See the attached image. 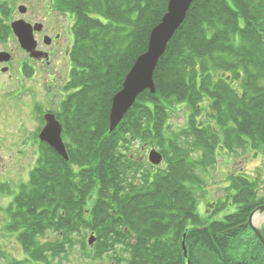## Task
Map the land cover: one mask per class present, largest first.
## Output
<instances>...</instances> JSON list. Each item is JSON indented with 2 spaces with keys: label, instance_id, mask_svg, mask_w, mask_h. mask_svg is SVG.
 <instances>
[{
  "label": "trees",
  "instance_id": "1",
  "mask_svg": "<svg viewBox=\"0 0 264 264\" xmlns=\"http://www.w3.org/2000/svg\"><path fill=\"white\" fill-rule=\"evenodd\" d=\"M167 1L52 0L51 8L73 19L67 85L73 89L56 112L68 159L38 143L28 178L7 190L15 193L3 208L4 228L25 255L7 264H49L48 255L65 253L72 235L86 230L94 235V254L112 253L115 262L202 264L204 246L222 249L225 262L218 264H261L260 252L234 247H261L246 221L264 199H255L246 177L231 175L233 210L204 221L196 163L181 141L192 137L211 151L207 133L217 128L219 142L235 136L264 155V0H192L155 66L154 93H140L109 130L111 98ZM5 11L0 6V20L8 18ZM178 106L187 109L186 127L173 130L169 119ZM199 114L214 126L203 127ZM136 141L157 145L163 164L142 168L128 153ZM48 231L57 237L42 240ZM4 248L0 243V259Z\"/></svg>",
  "mask_w": 264,
  "mask_h": 264
},
{
  "label": "rangeland",
  "instance_id": "2",
  "mask_svg": "<svg viewBox=\"0 0 264 264\" xmlns=\"http://www.w3.org/2000/svg\"><path fill=\"white\" fill-rule=\"evenodd\" d=\"M51 2L52 0H0V6H5L9 12L11 11L9 18L0 20V27L7 21L13 22L19 19L28 23L34 21L44 26L46 37H51L57 31L59 32L66 23L62 15L50 7ZM19 5L26 7L24 14L18 12ZM68 17L66 18L69 22L71 17ZM8 37L6 40L3 39L4 42L2 41L0 45V50L13 57L11 68L0 74V243L5 244L4 250L6 251L5 258L0 259V264H7L13 259H22L25 256L14 237L10 236L4 228L6 218L3 208L15 193L7 194V190H15L19 184L24 182L36 162L38 144L34 134L40 122L39 114L35 108L41 106L44 108L42 110H47V113H56L57 102L61 97L60 88L63 83L54 70L56 66L50 69V74H47L42 64L34 65L35 74L32 79L26 78L21 82L14 79V76H17L18 79L23 77L22 71L18 72L17 65L26 60V57L19 48L16 37L12 33ZM61 39L63 40L64 36ZM53 63L50 67L54 66ZM49 75H53L58 83L61 82V85L48 87L45 78ZM198 116L200 117L197 119L201 121L203 127H207L208 124L213 125V121L204 114ZM187 117V109L178 106L171 112L169 119L172 129L185 128ZM207 134L214 137L207 140L211 144V151L203 150L201 145L197 146V142L192 137H188L186 142H183V139L181 141V144L189 151L190 158L196 163L194 175L202 184L199 189H196L197 210L204 221L220 219L233 210V207L228 204L230 201L227 197L230 191L227 187L231 175L246 177L252 185L255 199H264V155L250 144H238L235 136L233 137L234 141L230 142L228 137L229 139L226 138V141L222 139L219 142L218 135H222V133L218 132L217 128L210 130ZM128 147H130L128 153L142 168L155 170V166L151 165L147 155L151 150L161 154L157 145L136 141L131 142ZM125 152L127 150L123 148V153ZM163 156L161 165L164 160ZM222 206L224 207L220 210L219 208ZM257 215L259 219L255 226L264 229V212ZM242 233L250 235L249 230ZM91 235L93 234L87 230L72 235L71 241L74 245L66 248L65 253H58L53 257L48 255L49 264H128L123 260L115 262L112 253L96 256L93 249L95 239L92 245H87V239ZM56 237L55 232L48 231L42 240H52ZM83 240L86 243L85 247L81 245ZM121 258L123 257L121 256ZM261 264H263V260Z\"/></svg>",
  "mask_w": 264,
  "mask_h": 264
},
{
  "label": "water",
  "instance_id": "3",
  "mask_svg": "<svg viewBox=\"0 0 264 264\" xmlns=\"http://www.w3.org/2000/svg\"><path fill=\"white\" fill-rule=\"evenodd\" d=\"M192 3V0H168L165 13L160 21L151 29L146 50L141 53L134 61L133 65L125 75L118 90L111 99L110 111L108 115L109 130L111 131L122 119L126 111L132 106L137 96L144 90L154 93L153 71L155 66L164 53L166 45L183 22L185 15ZM20 13L26 11L25 6L18 7ZM13 33L17 37L19 46L29 52L33 56L35 42L32 37L33 30H40L41 25L36 24L33 27L22 20L11 24ZM264 42V36L262 38ZM47 41V38L44 39ZM9 60L8 53L0 52V62ZM5 69H3L4 71ZM44 125L40 129L37 137L40 142L47 144L56 154L62 157L65 161L68 159L66 149L61 137V125L55 119L53 114H45L43 116ZM148 160L152 165L160 164L162 155L155 150L148 153ZM264 212V204L257 206L248 216L246 225L251 232L264 247V236L259 227L252 222L253 216ZM258 216V215H257ZM94 238L90 236L87 240L91 245ZM184 255H186L184 244L182 243ZM187 264L189 262L187 261Z\"/></svg>",
  "mask_w": 264,
  "mask_h": 264
},
{
  "label": "flooded vegetation",
  "instance_id": "4",
  "mask_svg": "<svg viewBox=\"0 0 264 264\" xmlns=\"http://www.w3.org/2000/svg\"><path fill=\"white\" fill-rule=\"evenodd\" d=\"M62 17L64 18V20L66 21L65 25L63 28H60L61 30L57 33H55L53 36L49 37L47 39V41H44V38L46 37L45 32H44V26L41 25L40 30H33L32 31V37L34 39L35 42V46L34 49L32 50L33 56H31L29 53H27L25 50H21L23 51V53L25 54L26 60L21 61L17 67L18 72L22 71L23 73V77L21 79H18L17 76H14V79L18 80L19 82H21L22 80H25L26 78H30L32 79L34 76V65L35 64H42L45 67L46 73L50 74V69L55 67L54 70L57 72L58 78L59 80L63 81L62 86L60 88V98L57 102V111L59 109V105L61 103V100L68 95L69 93L72 92L73 88H67L68 85V81H69V77L73 68V64L72 61L70 59V50L72 47V38L70 35V25L68 23L67 20V16L65 17V15H62ZM25 22V21H24ZM28 23V22H25ZM30 25H36V24H40V23H36V22H32V23H28ZM64 33V34H63ZM64 39L62 40L61 38ZM9 38V37H8ZM62 40V41H60ZM2 44V41L0 39V45ZM46 48H49L46 50ZM0 52H4L2 50H0ZM60 56V57H58ZM58 57V58H57ZM57 58V59H56ZM56 59V60H55ZM54 60V63H53ZM13 62V57L10 56V59L8 62L3 63L0 62V74H3L5 72H7L10 68H11V63ZM53 65L52 67H50V65ZM50 67V68H47ZM6 68V70L4 72L1 71V69ZM45 81H47V85L48 87H55L56 85H61V82L58 83L57 80L53 77V75H49L48 77L45 78ZM57 86V88H58ZM65 92V93H64ZM35 108V107H34ZM37 113L39 114V111L42 112L41 116H43V114L45 112H47V110H42L44 108H42L41 106H37L36 108ZM56 116V113H53ZM39 116V115H38ZM57 118V117H56ZM39 119V117H38ZM264 234V233H263ZM235 249H239V251L242 250H249V252L256 250V252H260L261 254L257 256V258H262L263 260V264H264V247H234ZM233 247H229V249L231 250H227L228 252L233 251L234 249ZM247 248V249H246ZM202 254L204 256H202V264H207L208 262H214V263H222L225 262L224 259H222V255L220 254V252L222 251L221 248H214V250L209 251L208 248L206 247H201L200 248ZM257 259H255L256 262Z\"/></svg>",
  "mask_w": 264,
  "mask_h": 264
},
{
  "label": "bare ground",
  "instance_id": "5",
  "mask_svg": "<svg viewBox=\"0 0 264 264\" xmlns=\"http://www.w3.org/2000/svg\"><path fill=\"white\" fill-rule=\"evenodd\" d=\"M258 219H259V217L257 215L253 216L252 222H253L254 225H257Z\"/></svg>",
  "mask_w": 264,
  "mask_h": 264
}]
</instances>
